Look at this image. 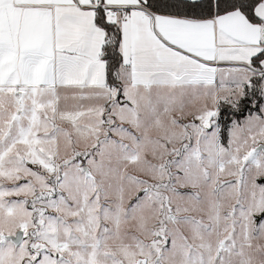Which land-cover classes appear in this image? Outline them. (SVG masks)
<instances>
[{
  "label": "snow or ice",
  "instance_id": "snow-or-ice-1",
  "mask_svg": "<svg viewBox=\"0 0 264 264\" xmlns=\"http://www.w3.org/2000/svg\"><path fill=\"white\" fill-rule=\"evenodd\" d=\"M0 264H264V0H0Z\"/></svg>",
  "mask_w": 264,
  "mask_h": 264
}]
</instances>
